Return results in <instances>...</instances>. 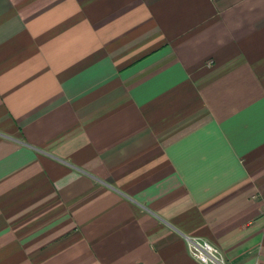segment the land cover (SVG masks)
Segmentation results:
<instances>
[{
    "label": "crops",
    "instance_id": "crops-1",
    "mask_svg": "<svg viewBox=\"0 0 264 264\" xmlns=\"http://www.w3.org/2000/svg\"><path fill=\"white\" fill-rule=\"evenodd\" d=\"M264 264V0H0V264Z\"/></svg>",
    "mask_w": 264,
    "mask_h": 264
},
{
    "label": "built area",
    "instance_id": "built-area-1",
    "mask_svg": "<svg viewBox=\"0 0 264 264\" xmlns=\"http://www.w3.org/2000/svg\"><path fill=\"white\" fill-rule=\"evenodd\" d=\"M188 250L201 264H227L223 250L209 240L194 234H184Z\"/></svg>",
    "mask_w": 264,
    "mask_h": 264
}]
</instances>
